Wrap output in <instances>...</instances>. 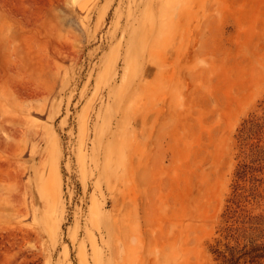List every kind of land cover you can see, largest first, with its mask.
Returning a JSON list of instances; mask_svg holds the SVG:
<instances>
[{"label": "rangeland", "instance_id": "obj_1", "mask_svg": "<svg viewBox=\"0 0 264 264\" xmlns=\"http://www.w3.org/2000/svg\"><path fill=\"white\" fill-rule=\"evenodd\" d=\"M251 114L264 0H0V264H223L229 227L264 241Z\"/></svg>", "mask_w": 264, "mask_h": 264}, {"label": "trees", "instance_id": "obj_2", "mask_svg": "<svg viewBox=\"0 0 264 264\" xmlns=\"http://www.w3.org/2000/svg\"><path fill=\"white\" fill-rule=\"evenodd\" d=\"M264 131V114H251L249 118L244 121L242 128V134L247 137H251L252 134H257ZM243 170L240 174L247 173L249 170H252V166L247 164L241 165ZM245 223H251L249 227L251 229L258 230V226L255 224H261L264 222V215H245ZM246 227H229L226 238H231L235 240V243L224 244V247H218L215 251L217 252L218 257L223 259V264H241L242 259L244 262H250L252 264L259 263V259L264 258V241H258L260 237L255 235H248ZM242 238L245 242L242 243Z\"/></svg>", "mask_w": 264, "mask_h": 264}]
</instances>
